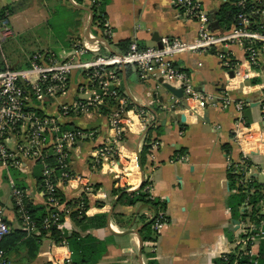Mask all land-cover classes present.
Returning a JSON list of instances; mask_svg holds the SVG:
<instances>
[{"label":"crops","instance_id":"obj_1","mask_svg":"<svg viewBox=\"0 0 264 264\" xmlns=\"http://www.w3.org/2000/svg\"><path fill=\"white\" fill-rule=\"evenodd\" d=\"M65 1L77 13V17L73 36L67 45L55 53L61 58L69 53L74 43H101V28L93 24L87 2ZM99 1H104L105 21L112 30V44L107 43L109 47H106L101 43L100 54L123 53L117 43L127 40L135 42L137 46L140 44L143 49L157 48L158 44L152 41L153 33L160 40L167 38L185 42L192 41L197 34V23L178 9L174 0ZM7 2L15 3L18 0H0V10L7 7L11 10V14L8 11L4 13H8V24L15 31V28L18 29L17 23L12 26L9 18L20 16L22 9L17 8L20 11L15 14L14 7ZM200 2L208 13L210 30L223 32L216 26L214 14L225 3L224 0ZM225 52L234 62L245 59V52L237 46ZM94 57V52H91L84 59ZM260 60L256 68L257 76L230 89L235 101H243L242 117L255 131H264V59ZM2 63L7 68L5 60ZM174 64L188 74L194 89L201 94L217 95L226 82L225 68L221 66L216 50L180 53L174 57ZM119 72L120 91L127 101L130 110L127 116L132 121L118 144L123 157L121 164L112 169L119 175V181L114 179V174L108 173L106 167L101 169L94 164L95 149L111 140L107 120L110 107L105 105L88 116L59 119V125L64 129L94 131L93 141L78 142L69 151V169L72 175L82 176L90 186V193L86 195L85 216L89 219L104 217L96 222L83 223L74 219L71 216L74 212L73 202L81 195V188L72 181L63 182L58 186V192L69 212L63 214L62 232L69 237L76 234L82 239L92 238L93 242L87 247L99 253L98 264H147L148 260L155 264H220L219 255L232 247L237 233L238 225L230 227L232 219L238 222L244 219L240 209L243 200L237 207L236 216H233L230 202L236 196V189L228 179L227 170V159L237 162L240 157L239 147L232 140L237 112L233 105L221 109L217 101L200 108L197 103L187 102L184 97L179 98L178 107L170 111L166 106L171 94L162 84L157 87L158 82L153 78L141 80L129 65L120 68ZM85 81L83 75L74 72L69 78L66 94L37 107L40 114L55 117L60 105L86 96L79 90ZM156 108L159 111L156 112ZM131 109L144 112L143 118L148 123L145 131L141 130L140 119ZM180 116H184V123L180 122ZM154 143H157V147L151 150ZM145 145H148V152L141 161L140 154ZM251 153V162L256 168L251 174L257 189L264 182L258 173L264 167V155L259 150ZM41 173L42 165L30 160H25L19 168L0 167L6 184L0 183V192L5 189L6 200L0 201V208L10 232L22 231L12 207V186L25 190L33 205L43 206ZM143 182H147L144 191L148 199L158 203L156 207L145 202L130 205L126 199L119 202L122 194H113L114 190L130 194L137 191ZM261 198L262 193L258 201ZM67 201L71 203L67 204ZM158 213L164 214L166 224L154 232L152 241L143 242L140 230ZM100 222H104L103 226L93 227ZM261 246H264V239L260 242ZM66 253L70 254L71 262L69 245L57 247L49 236H45L33 258L28 249L19 244L7 247L6 259L8 264H52L53 257L62 261ZM147 254L151 255L150 259Z\"/></svg>","mask_w":264,"mask_h":264},{"label":"built area","instance_id":"obj_2","mask_svg":"<svg viewBox=\"0 0 264 264\" xmlns=\"http://www.w3.org/2000/svg\"><path fill=\"white\" fill-rule=\"evenodd\" d=\"M84 1L90 10L97 7L99 2ZM228 1L230 0H224L225 3ZM174 4L197 23V34L190 42L165 38L160 40L161 48L144 49H139L133 42L126 53L100 54L102 41L108 43L112 39V30L104 21L96 24L101 28V43L98 42L97 45L74 43L63 58L49 51L36 52L29 57L26 67L6 68L0 72V167L19 168L25 160L42 165L41 196L47 215L39 226L27 213L26 205L30 201L26 191L16 186H12L10 191L13 210L19 216L21 229L26 235L39 236L40 231L45 230L48 231L46 236H49L51 227L62 232L60 216L69 212L58 197V186L63 182L72 181L80 185L81 195L72 209L79 216L86 214L84 198L90 193V186L82 176L72 175L69 169V151L78 142L93 141L94 131L64 129L59 125L60 118L88 116L111 104L107 119L111 140L95 149L94 164L101 169L106 167L108 173L114 174L115 180H120L119 175L112 169L121 164L123 157L118 144L131 127L132 121L127 116L130 111L127 101L120 91L119 71L129 65L141 80L153 78L158 82L157 87L166 83L180 89L187 102H195L200 108L214 101H217L221 109L233 105L237 116L232 140L239 147L240 157L237 162L228 158L227 170L235 176L233 184L236 193L238 189H242L245 194L240 206L244 219L243 222L239 221L232 247L219 255V259L223 261L220 264H224L229 256L234 257V264L240 259H248L251 264H258V250L264 239V182L257 189L254 187L255 179L251 173L256 168L251 162V152L259 150L264 155V131H255L251 125L246 124L241 114L243 101H235L230 89L258 75L256 68L261 62L260 59H264V0H235L234 5L239 9L236 23L229 31L221 33L210 30L208 13L200 0H174ZM11 35L8 13H4L0 17V44ZM232 46L243 49L244 61L234 62L228 57L225 50ZM212 49L218 52L221 66L225 68L226 82L219 94L204 95L194 89L188 74L174 64V57L180 53H201ZM91 52H94L95 57L84 59ZM74 72H79L86 78L79 88L86 96L60 105V111L55 117L35 111L44 103L65 95L69 88V78ZM229 73L233 76L229 77ZM179 104L180 99L170 95L166 108L174 111ZM132 111L140 119L141 130L145 131L148 123L143 118L144 112ZM156 147L157 143H154L151 150ZM258 173L264 179V167ZM260 193L262 198L258 201ZM251 197L256 201H252ZM153 220L152 228L155 233L167 222L162 213H158ZM9 232L10 228L3 220V209L0 208V243ZM54 244L57 247H67L65 240ZM51 263L69 264L70 254L66 253L62 261L53 257ZM0 264H8L2 248Z\"/></svg>","mask_w":264,"mask_h":264},{"label":"trees","instance_id":"obj_3","mask_svg":"<svg viewBox=\"0 0 264 264\" xmlns=\"http://www.w3.org/2000/svg\"><path fill=\"white\" fill-rule=\"evenodd\" d=\"M234 1L235 0H230L224 3L221 6V8L216 12V14H214L216 26L221 28L222 31H229L236 23V16L237 13L239 12V9L235 7ZM97 4H98L97 7L91 8L92 20H93V24H102L105 21L104 1H99ZM5 11H8L11 14V10H9L7 7L0 10V17H3ZM108 44L111 45L112 43L108 41ZM130 44L131 42L129 40L122 41L117 43V47L120 50V52L125 53L129 49ZM138 46L140 49H143V47L140 44H138ZM107 52L109 53V51ZM27 65L28 64H26L25 66H21L20 68L26 67ZM4 70H6V68L2 66L0 68V72ZM107 105L111 109V104H107ZM154 110L156 112L159 111L158 108ZM35 111H37L39 114L41 113V111L39 110H35ZM149 133L150 132H148V134ZM147 140H148L147 142H149V138ZM147 152H148V145H145L140 154L141 161H144L145 154H147ZM50 163L52 164L51 161ZM228 179L232 184L235 182V176L232 174L228 175ZM38 183H40V178H38ZM146 184L147 182H143L141 187L137 191H134L130 194H126L119 190H114L113 194L116 195L122 194L119 199V202H121L123 199H126L127 203L130 205H133L136 202H145L151 204L153 207H156L158 203L148 199V195L144 191V187L146 186ZM58 197L60 198L61 201H64V198L59 192H58ZM244 198H245V194L243 193L242 189H238L236 196L231 198L230 206L232 209L233 216H236L237 207L242 200L244 201ZM254 200L255 198H252V201ZM66 203L70 204L71 202L67 201ZM74 204H76V200L75 202H73V205ZM84 204H85V209H87L86 198H84ZM26 210L29 216L35 221V223L38 226L41 224L43 218L47 215L45 206L33 205L31 202H28V204L26 205ZM71 216L80 223H83L85 221L96 222L104 218L103 216H96L92 219H89L85 215L79 216L77 211L73 212ZM17 218L18 221L20 222V218L18 215ZM59 221L60 222L63 221V215L60 216ZM153 221L154 220L152 219L150 222L144 224V226L140 230V234L143 242L153 240V236H154V231L152 229ZM103 224L104 222H100V224H94L93 227L103 226ZM47 232L48 231L41 230L39 236H35V235L27 236L24 231L21 230L12 231L3 238L2 242L0 243V248H2L6 254L7 247L9 245L18 246L19 244H21V246H24L28 249L29 254L33 258L40 246L41 240L45 238ZM49 239H51L55 243H60L62 240L66 241L67 245H69L70 250L72 251V258L69 264H98L99 253H96L97 251L95 252V250L91 251V249L87 247L90 243L93 242L92 238L86 237L85 239H82L76 234L69 237L67 233H62L57 228L51 227L49 230ZM258 253H259L258 264H264V246L259 247ZM146 256L149 257V259L151 257L150 254H147ZM234 260H235L234 257L229 256L227 261L224 262V264H234ZM221 262L223 261L218 260V263ZM147 264H155V262L152 260H148ZM236 264H251V261L248 259H240L237 261Z\"/></svg>","mask_w":264,"mask_h":264},{"label":"rangeland","instance_id":"obj_4","mask_svg":"<svg viewBox=\"0 0 264 264\" xmlns=\"http://www.w3.org/2000/svg\"><path fill=\"white\" fill-rule=\"evenodd\" d=\"M7 3L14 7L15 14L20 11L17 8H21L22 12L17 18H9L10 24L14 26L17 23L18 29L15 28L14 31L10 27L13 36L0 45V68L4 67L2 60L7 63V68L18 69L25 66L28 57L36 52L49 51L57 54L73 36L77 13L69 8L65 0H18L15 3ZM0 183L6 185L2 174ZM4 198L3 188L0 201L6 202Z\"/></svg>","mask_w":264,"mask_h":264},{"label":"water","instance_id":"obj_5","mask_svg":"<svg viewBox=\"0 0 264 264\" xmlns=\"http://www.w3.org/2000/svg\"><path fill=\"white\" fill-rule=\"evenodd\" d=\"M89 12L91 13L90 10H89ZM152 41L158 44V46H157L158 48H161L160 38H159V36L156 33L152 34ZM102 43L106 47H109L106 42L102 41ZM229 76L232 77L233 74L230 73ZM159 82L161 83V81H159ZM161 84L171 95H174L177 98H182V91L180 89H175L174 87H172L171 85L166 84V83H161ZM184 120H185L184 116H180V122L184 123ZM238 224H239L238 220L232 219V221L230 223V227L233 226V225L236 226Z\"/></svg>","mask_w":264,"mask_h":264}]
</instances>
